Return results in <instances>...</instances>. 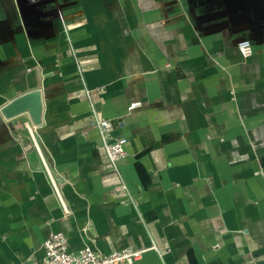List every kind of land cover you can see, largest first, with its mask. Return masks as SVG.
<instances>
[{"label":"crops","instance_id":"1","mask_svg":"<svg viewBox=\"0 0 264 264\" xmlns=\"http://www.w3.org/2000/svg\"><path fill=\"white\" fill-rule=\"evenodd\" d=\"M33 91L37 124L3 116ZM92 109L127 140L125 192ZM52 232L134 264H264V0H0V264H42Z\"/></svg>","mask_w":264,"mask_h":264},{"label":"built area","instance_id":"2","mask_svg":"<svg viewBox=\"0 0 264 264\" xmlns=\"http://www.w3.org/2000/svg\"><path fill=\"white\" fill-rule=\"evenodd\" d=\"M35 2L40 0H26ZM236 48L243 57L251 54V44L248 40H240L235 43ZM87 95L91 92L86 91ZM100 94L99 90L93 92ZM139 106L138 102L131 103L129 108ZM93 125L97 128L102 141V147L106 154L107 169L110 178L115 183L116 188L121 192L126 191V187L118 171V162L125 156L124 146L126 138H110L113 125L110 121L98 117L97 112L92 109ZM55 192L60 199L56 188ZM61 205L64 207L63 202ZM155 248V247H153ZM44 258L42 264H134L141 256L143 250H132L123 248L114 250L108 254H100L89 246H84L77 252H72L68 248L65 235L62 232H52L43 242Z\"/></svg>","mask_w":264,"mask_h":264},{"label":"water","instance_id":"3","mask_svg":"<svg viewBox=\"0 0 264 264\" xmlns=\"http://www.w3.org/2000/svg\"><path fill=\"white\" fill-rule=\"evenodd\" d=\"M32 101L31 106L26 103ZM30 106V107H29ZM40 94L39 91H33L15 98L10 103L6 104L1 113L5 118L14 117L20 113L28 112L33 124L38 123V115L40 113Z\"/></svg>","mask_w":264,"mask_h":264}]
</instances>
